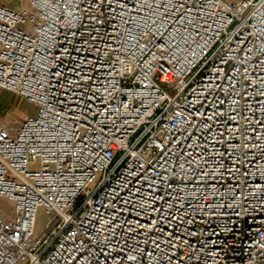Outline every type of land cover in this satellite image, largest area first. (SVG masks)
Returning a JSON list of instances; mask_svg holds the SVG:
<instances>
[{"label":"built area","instance_id":"1","mask_svg":"<svg viewBox=\"0 0 264 264\" xmlns=\"http://www.w3.org/2000/svg\"><path fill=\"white\" fill-rule=\"evenodd\" d=\"M14 1L0 264H264V0Z\"/></svg>","mask_w":264,"mask_h":264},{"label":"rangeland","instance_id":"2","mask_svg":"<svg viewBox=\"0 0 264 264\" xmlns=\"http://www.w3.org/2000/svg\"><path fill=\"white\" fill-rule=\"evenodd\" d=\"M32 112L33 108L26 103L24 99L0 89V120L6 123L11 129L15 130L22 119ZM0 210L8 214L10 212V205L0 199ZM47 219L44 212L39 210L35 228V235L37 237L41 236L43 232L46 231Z\"/></svg>","mask_w":264,"mask_h":264},{"label":"crops","instance_id":"3","mask_svg":"<svg viewBox=\"0 0 264 264\" xmlns=\"http://www.w3.org/2000/svg\"><path fill=\"white\" fill-rule=\"evenodd\" d=\"M0 3H10V4L14 5L15 1L14 0H0Z\"/></svg>","mask_w":264,"mask_h":264}]
</instances>
